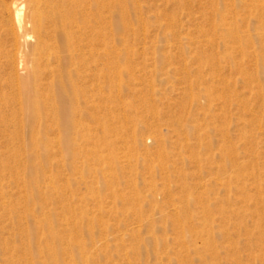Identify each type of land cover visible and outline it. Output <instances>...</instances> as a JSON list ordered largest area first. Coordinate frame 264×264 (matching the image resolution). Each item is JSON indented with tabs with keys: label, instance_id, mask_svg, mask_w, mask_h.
<instances>
[{
	"label": "rangeland",
	"instance_id": "1",
	"mask_svg": "<svg viewBox=\"0 0 264 264\" xmlns=\"http://www.w3.org/2000/svg\"><path fill=\"white\" fill-rule=\"evenodd\" d=\"M104 4L102 125L0 132V264H264V0Z\"/></svg>",
	"mask_w": 264,
	"mask_h": 264
},
{
	"label": "bare ground",
	"instance_id": "2",
	"mask_svg": "<svg viewBox=\"0 0 264 264\" xmlns=\"http://www.w3.org/2000/svg\"><path fill=\"white\" fill-rule=\"evenodd\" d=\"M1 2L4 10L0 11L3 24L0 31L1 136L13 141L27 136L39 151L43 147L45 153L47 146L44 143L49 144V140H43L54 133L68 146L75 137L80 140L87 138L88 134L84 135V132L88 131L90 123L85 126L83 118L87 116L97 122L96 124L102 125L101 119L97 118V112L92 116L88 111L91 109L100 113V107L103 109L104 104L100 106L104 101L102 85L105 83L106 72L110 73L114 69L107 67L106 70L102 66L106 58L111 59L114 55V50H102V37L111 32L110 28L105 27L106 21L101 11L105 5L104 0ZM110 15L115 21L112 27L116 29L120 20L118 11H111ZM124 20L121 19L123 23ZM111 36H114L113 31ZM86 83L91 88L88 94L91 92L93 95L90 94L91 102L90 98H85L88 90ZM5 90H9V93L3 92ZM111 99L108 98L106 102ZM84 105L89 110H86ZM94 114L97 117H94ZM97 127L93 126L95 129ZM157 136L162 137V133ZM161 152L163 154L164 151ZM49 155L45 156V161L49 160ZM35 169L39 171L38 168ZM261 178L264 179L262 176ZM17 181L22 184V181ZM31 184L32 192L38 190L37 194L42 195L38 177ZM48 188L47 191H50L52 187ZM31 235L34 237L33 233ZM27 239L30 245V235ZM51 239L57 240L58 236L51 234L45 242V247H42L44 241H39L40 247L45 248L41 253L52 263L61 264L56 245L48 244Z\"/></svg>",
	"mask_w": 264,
	"mask_h": 264
}]
</instances>
